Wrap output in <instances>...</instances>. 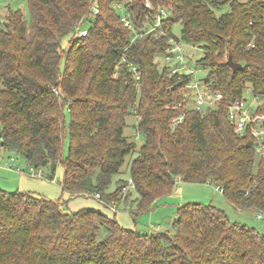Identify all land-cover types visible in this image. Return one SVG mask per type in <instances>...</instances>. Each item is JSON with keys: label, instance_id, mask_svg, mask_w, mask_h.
I'll list each match as a JSON object with an SVG mask.
<instances>
[{"label": "trees", "instance_id": "trees-1", "mask_svg": "<svg viewBox=\"0 0 264 264\" xmlns=\"http://www.w3.org/2000/svg\"><path fill=\"white\" fill-rule=\"evenodd\" d=\"M115 1L141 35L124 25ZM151 2L101 0L90 24L91 0H27L29 19L10 8L0 20V156L51 167V179L62 164L69 196L0 186V264H264V231L210 203L180 204L172 231L128 228L93 205L68 206L99 193L102 206L116 211L128 179L111 190L113 178L136 152L129 174L140 210L182 180L213 183L238 209L264 211V158L250 130L235 131L227 107L251 91L264 113V0ZM159 6L171 13L165 33L156 35L146 30ZM176 22L181 36L172 30ZM78 23L88 25V35L74 36ZM171 38L202 47L195 67L223 94L217 105H177L188 77L170 76L158 60ZM229 54L242 68L232 69ZM129 62L140 71V86ZM130 114L135 135L125 133Z\"/></svg>", "mask_w": 264, "mask_h": 264}, {"label": "rangeland", "instance_id": "rangeland-1", "mask_svg": "<svg viewBox=\"0 0 264 264\" xmlns=\"http://www.w3.org/2000/svg\"><path fill=\"white\" fill-rule=\"evenodd\" d=\"M10 8H21L26 17L29 19V10L27 0H0V20L4 21L9 14ZM228 9V5H224L221 8H217L216 13L220 15L223 11ZM119 12H123L122 9H118ZM173 32L181 36L182 24L180 22L174 23L172 27ZM70 41L69 37L63 39V45L67 46ZM180 50L184 52L185 59L189 68H192L198 78L206 75V70L196 68V60L203 55L202 47L197 44H192L181 40ZM179 50H173V54L168 58L160 56V67H163L164 63L174 67L177 65V54ZM181 55L179 54V57ZM183 56V57H184ZM248 100V105L256 109L257 99L254 97L251 91H247L244 95ZM204 108L203 110H205ZM69 113L67 112V124L69 123ZM128 125L125 127V133L134 134L136 128L132 124L136 122L137 117L134 114H130L127 117ZM69 132H66L64 139V154H67L69 148ZM138 137V139H137ZM143 137L137 134L136 141L142 142ZM136 152L132 155H128L123 170L113 178L110 189L116 188L120 179H129V163L133 157L136 156ZM259 157V156H258ZM29 164L22 157L12 156V153L5 152L0 156V186L1 188L10 190H32L33 192L47 196L49 198H63L68 199L69 196L63 191L60 181L62 180L64 168L62 164L58 163L55 170V180H51L48 172L52 171L51 167L37 168L42 169L45 173L43 177L31 176L27 172H19L15 168L22 167L25 169L30 168ZM34 167V166H33ZM36 168V167H35ZM125 169V170H124ZM20 179V185H17V181ZM20 186V187H19ZM138 192L134 186L130 187V190H126L121 193V199L116 207V211L110 207H104L100 203V200L95 196L91 197H76L68 201L69 208L76 209L83 205H93L101 208L109 215L116 217L118 222L125 227L139 229L142 231L153 230H173L175 229L174 220L178 215V206L184 202L195 201L201 203H210L225 211V213L231 218L232 221L239 220L248 223L251 226L257 227L259 230L264 231V211L262 210L263 217L255 218V211L238 209L230 203L223 195L222 191L217 185L209 182H185L178 180L172 192L163 195L159 198L156 204H153L151 208L146 210H140L138 207Z\"/></svg>", "mask_w": 264, "mask_h": 264}, {"label": "built area", "instance_id": "built-area-1", "mask_svg": "<svg viewBox=\"0 0 264 264\" xmlns=\"http://www.w3.org/2000/svg\"><path fill=\"white\" fill-rule=\"evenodd\" d=\"M114 7L117 9H122L123 12H119L120 19L123 21L124 25L128 28H131L135 31V35H141L140 31H138L131 18L130 14L125 11V4L122 1H115ZM144 5L147 8L152 7L151 0H144ZM92 12L90 14V24H94V21L101 10V0H91ZM171 11L164 7L159 6L155 16L152 19V23L148 22L149 28L147 31H156V35H160L164 32V21L169 18ZM89 27L83 23H78L74 30V36H86L89 34ZM170 46L167 49V53L162 57H170L173 54V50H179L176 55L177 65L171 67L167 65V62L164 63L169 68V75L178 74L179 79H183L184 77H188V80L182 82L178 88L183 91L184 99L179 102L177 105H189L195 106L198 109H204L207 107H212L217 105L218 101L222 98L223 94L218 90H211L209 88V83L206 81L199 79L196 75V72L189 68L187 59H185L184 52H182L179 48L182 44L181 41L175 40L171 38L169 40ZM179 54L181 55L179 57ZM184 56V57H183ZM132 67L133 73L136 79V85L140 86V71L137 68V65L133 64V62H129L128 64ZM247 98L236 99L233 102L228 104V117L230 122L233 124L236 132L244 134L247 130H250V133L255 138L256 149L259 157L264 158V113L258 112L256 109L251 108L248 104ZM183 114L178 115L173 118L174 122H180L183 119ZM17 171L22 172V167H16ZM31 176L43 177L44 171L40 168H35L31 166L26 171ZM55 180V178L51 179ZM134 186V182L131 177L127 180V186L124 187V190H127L129 187ZM95 196L100 198V194L96 193ZM114 208V207H113ZM256 218H262L263 213L262 210L257 209L255 211Z\"/></svg>", "mask_w": 264, "mask_h": 264}, {"label": "water", "instance_id": "water-1", "mask_svg": "<svg viewBox=\"0 0 264 264\" xmlns=\"http://www.w3.org/2000/svg\"><path fill=\"white\" fill-rule=\"evenodd\" d=\"M227 63L232 67L234 71L242 68V64L240 62L234 61L231 54H229L228 56Z\"/></svg>", "mask_w": 264, "mask_h": 264}, {"label": "crops", "instance_id": "crops-1", "mask_svg": "<svg viewBox=\"0 0 264 264\" xmlns=\"http://www.w3.org/2000/svg\"><path fill=\"white\" fill-rule=\"evenodd\" d=\"M17 181V185H20V179L16 180ZM20 187V186H19ZM10 190V189H9ZM221 191V190H220ZM256 218V216H255Z\"/></svg>", "mask_w": 264, "mask_h": 264}]
</instances>
